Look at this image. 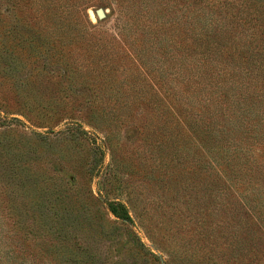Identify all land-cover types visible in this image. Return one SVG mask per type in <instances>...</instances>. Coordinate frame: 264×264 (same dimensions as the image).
Here are the masks:
<instances>
[{"label":"rangeland","instance_id":"rangeland-1","mask_svg":"<svg viewBox=\"0 0 264 264\" xmlns=\"http://www.w3.org/2000/svg\"><path fill=\"white\" fill-rule=\"evenodd\" d=\"M262 54L264 0H0V264H264Z\"/></svg>","mask_w":264,"mask_h":264},{"label":"trees","instance_id":"trees-1","mask_svg":"<svg viewBox=\"0 0 264 264\" xmlns=\"http://www.w3.org/2000/svg\"><path fill=\"white\" fill-rule=\"evenodd\" d=\"M204 12H205V14L209 15V13L206 12L205 10H204ZM189 25H191V23H189ZM192 30L198 36H201L202 34L208 35V33L210 31L209 29H207L203 25V23H202V25L200 26L199 29H196V27L193 26L192 27ZM251 56H253V55H251ZM197 64L201 66V64H199L198 62H197ZM253 65H254V68L252 69V71L254 72V74H253L254 76L253 77H250V80H251L250 83H251L252 86L241 84L240 85L241 87H236V86H234L232 84V88H231L232 93L235 96L238 95V98H243L244 95H246L245 92H247V94H251V95H254L255 96L256 94L255 93L254 94L251 93V91H249V90L256 89V87H258L257 83L259 81H264V54H262L260 60L255 59L253 61ZM186 69L188 70V73L190 71H196L194 73H199L198 75L197 74H193L195 80H198L197 77L199 75H201V73L203 72L202 71V68H200V67L194 69V68H192V66H189ZM224 70L225 69H223V71ZM187 76L190 77V80L192 79L191 78L192 76H190V75H187ZM247 77H249V76H247ZM190 80L188 79V81H190ZM205 80H206L204 82L205 85H207L208 87H210L211 86L210 85V80H207V79H205ZM200 81H202V80H199L197 82H200ZM223 82L224 83H222V86L221 87H222V90L224 91V93L226 94V92H229V90H228V86L225 87L224 85L229 84V82H231V80L230 81L227 80V81H223ZM246 87H248L250 89L248 90V88H246ZM204 89H205V87L203 88V91H204ZM205 99L209 100V96H206ZM237 103L242 108L243 112L247 114L246 123H248L249 128H250V131L252 132V134H250V137L254 141H256L255 143L263 145L264 142H262L261 139H264V127H262L264 125V118L262 117L261 111L258 112V110H260V108H254L253 111L250 113V104L247 105V101L246 102H242V103L241 102H237ZM249 113H250V115H249ZM232 130H233V127L231 128L230 131H232ZM234 130H235V128H234ZM235 131H237V130H235ZM223 134L225 135V133H223ZM250 149H251V153L253 154V151L254 150H252V148H250ZM245 151H247V149ZM254 165H255V169L256 170H258V171L261 170V169H259V166H261V163H259V165L255 163ZM220 204H221V206H223L225 204L227 206V202H225L224 200H222L220 202ZM108 208H109V210L115 216H117L119 218H122V219H126V220L129 219L128 212H127L125 206L122 203H120V202H109L108 203ZM238 222H240L241 227L245 226V227H247V229L250 228V226L248 225V219L238 220ZM253 226H255V225L253 224ZM239 236L240 237L237 238L238 239V242H244V241L246 242V241H248L251 246L255 245V242L254 241H256V238L258 237V236H254V232L252 234H249V232H247V231L244 233V236H242V235H239Z\"/></svg>","mask_w":264,"mask_h":264},{"label":"water","instance_id":"water-1","mask_svg":"<svg viewBox=\"0 0 264 264\" xmlns=\"http://www.w3.org/2000/svg\"><path fill=\"white\" fill-rule=\"evenodd\" d=\"M96 16H97L98 18H102V17H104V12H103V10H102V9H97V10H96Z\"/></svg>","mask_w":264,"mask_h":264}]
</instances>
